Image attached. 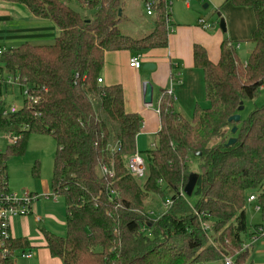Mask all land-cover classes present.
<instances>
[{
  "label": "trees",
  "instance_id": "obj_1",
  "mask_svg": "<svg viewBox=\"0 0 264 264\" xmlns=\"http://www.w3.org/2000/svg\"><path fill=\"white\" fill-rule=\"evenodd\" d=\"M152 1V30L134 39L119 31L127 20L125 0H9L35 20L52 23L55 38L52 45L25 44L0 57V73L23 80L32 99L24 96L16 114L0 116V134L17 138L0 153V189L6 187L7 158L22 156L31 134L49 136L56 146L51 191L64 200L65 234H42L50 256L62 264H224V256L252 264L242 238L257 229L246 227L248 197H255L264 219V105L237 124L228 119L264 90V0H228L254 14L247 61L241 63L226 40L215 64L195 46L204 107L185 119L163 91L156 145L139 153L140 118L125 112L120 85L97 80L106 53L142 55L167 46L169 6ZM230 138L235 143L226 146ZM135 154L143 161L141 177L126 167ZM100 166L112 178L104 180ZM190 174L197 175L194 207L181 195ZM167 192L171 206L154 216L145 200L163 201ZM28 248L25 239L10 245L11 253Z\"/></svg>",
  "mask_w": 264,
  "mask_h": 264
},
{
  "label": "crops",
  "instance_id": "obj_2",
  "mask_svg": "<svg viewBox=\"0 0 264 264\" xmlns=\"http://www.w3.org/2000/svg\"><path fill=\"white\" fill-rule=\"evenodd\" d=\"M192 2L195 3L194 0H191L190 4ZM223 2L222 5L217 3L212 6L217 10V8H223L224 4L229 1L225 2L223 0ZM190 4L185 6V8L190 9L192 5ZM230 5L228 9L235 13L237 20L233 22L231 18L227 22V36L221 30L219 32L214 30L213 24H210L212 25L211 29L203 30L197 25L198 21L180 22L170 20L171 13L169 12L166 29L167 46L164 49L149 50L141 55V68L145 63H150L155 66L153 71L144 72L141 69L133 70L129 68L128 62L134 56V53L115 52L104 55L103 68L99 73V78L103 86L120 85L122 87L125 112L136 114L141 120L137 137L141 135L153 136L157 141L156 135L160 129L157 111L163 91L171 92L174 99L172 110L185 119L192 117L196 109L204 107V76L201 69L194 66V47H201L205 51L207 59L215 64L219 60L223 41L228 40L227 42L231 45V39L237 41L242 39V41L248 43L255 30V19L252 10L248 7L234 6L231 3ZM218 14L221 18V14ZM151 30L152 27L149 32ZM54 38L55 29L52 23L35 20L23 7L13 4L9 0H0V47L4 51L16 49L25 44L36 47L49 46L43 44L44 40H53L54 42ZM41 41L43 43H40ZM237 46L239 48V44ZM144 82L149 83L152 87V102L150 106H144L142 102V84ZM36 196L37 201L33 206L32 215L27 218H15L11 225L13 238L25 239L29 244V248L25 251L31 252L33 256L31 259L15 258L14 262L17 260H25L27 262L33 260L31 264H62L59 259L51 257L46 249L42 234L43 230L37 233L41 239L40 244H33L32 242H34L35 238L32 239L29 236L27 224L30 220L35 224L43 222L50 227H52L53 222L57 221L53 217L56 213L58 215L55 208L56 205H46L41 202L42 199H39L38 195ZM52 213L54 215H51ZM36 218H39L38 222H35ZM59 218L64 219L60 224L65 225L64 210L63 215H60ZM45 220L48 222L46 223ZM16 226H18V234L15 232L14 227ZM50 234L62 237L65 233L62 234L59 230L56 233L52 231Z\"/></svg>",
  "mask_w": 264,
  "mask_h": 264
},
{
  "label": "rangeland",
  "instance_id": "obj_3",
  "mask_svg": "<svg viewBox=\"0 0 264 264\" xmlns=\"http://www.w3.org/2000/svg\"><path fill=\"white\" fill-rule=\"evenodd\" d=\"M224 1L226 2L228 0ZM143 2V0H125L123 14L127 20L119 25V31L123 35L132 37L134 39L143 38L148 35L149 30L152 27L153 17L146 15V10ZM222 2L223 0H202V2H192V5L190 4V9H186L182 0H166V4L169 6L168 11L171 13V16L169 18L170 20L180 22H190L193 20L194 22H197L200 19L206 24H213L214 30H216L217 32H219L220 30L219 22L220 20H222L225 26L224 35L227 36V22H229L231 18L233 22H235V20H237V16L234 12L228 9V6H231L230 2L225 3L223 8L216 7L217 10L213 8L212 5L217 3H221L219 5H222ZM203 5H207L208 8L206 10H203ZM217 12L221 14V18L218 17ZM231 40L232 41H230V43L234 48L237 58L241 63H245L249 55L248 51L251 50V45L242 41V39L238 41L233 39ZM44 41V43L43 41H41L40 43H43L45 45H52L54 43L53 40ZM237 44H239V48ZM23 99L24 96L22 92L15 86H6L1 89L0 103L6 109L14 107L17 110H20L23 106ZM263 105L264 90H260L253 100L244 102L243 110L239 115L240 119H246V117L253 110L261 108ZM187 119H191V117H188ZM12 136L14 135L4 133L0 134L1 154H4L6 152V145L8 144L7 139L11 138ZM152 144L156 145V140L153 136H138L135 141V150L139 153L145 152L151 149ZM55 149V142L51 137L31 134L28 137L25 153L20 157H9L6 160L5 183L6 188L10 193H14L18 196L22 195L24 192H29L31 194L33 193L38 195L39 199H42L41 202H44V204L51 206L56 205L55 208L58 212V215L57 213L56 215H54L53 213L51 215H54L53 217H55L58 222H53L51 225L52 227L47 226V224L43 222H40L38 224H35L31 220L28 222L27 225L29 236L30 238L32 237V239L35 238L34 242H32L33 244L41 243V239L37 235V233L41 230L45 232L50 231V233L52 231L56 233L60 230L62 234L65 233V225L60 224L62 221H64V219L59 218L60 215H63L64 200L61 197L54 196L51 191V176ZM140 159L142 161L141 157ZM191 163V169L194 172L197 169V164L194 160H192ZM35 166H37L36 175L34 174ZM99 173L104 180H109L113 176L112 174L105 172L101 166L99 168ZM168 196L169 192L165 194L164 200H167ZM187 201L190 207H194L197 203V198L194 195H191L187 198ZM145 204L148 208H151L155 211L154 216L162 212V200L154 202V200L151 201L147 199L145 200ZM256 207H259L257 203H246V227L248 230L252 231L254 227L257 226V228H260L262 231V237H256L255 240H252L248 236H244L242 238V241L244 246L249 248L248 261H251L252 264H264V219L261 209L258 212L256 211ZM45 222L47 223L48 221L45 220ZM14 228L15 232L18 234V226ZM208 243L212 244L213 246L215 245L213 238H209ZM32 261L27 262L25 260H17L14 262V264H31Z\"/></svg>",
  "mask_w": 264,
  "mask_h": 264
},
{
  "label": "built area",
  "instance_id": "obj_4",
  "mask_svg": "<svg viewBox=\"0 0 264 264\" xmlns=\"http://www.w3.org/2000/svg\"><path fill=\"white\" fill-rule=\"evenodd\" d=\"M195 2H202V0H194ZM185 6H188L191 0H182ZM154 6V2L152 0H148L144 3V7L146 10L147 16H152V7ZM168 23V20H167ZM198 26L203 30H209L212 28V25L204 23L202 20H198ZM4 49L0 47V57L2 56ZM142 64V56L140 54H135L132 58H130L128 62L129 68L133 70H140ZM23 80L20 81L17 78H12L7 76L5 73H0V88H4L6 86H15L18 89H22L23 96L27 99L29 98L28 91L24 89L22 86ZM98 84H101L102 81L99 78L97 80ZM169 97L172 98L174 101L171 92H166ZM18 110L14 107L11 108H2L0 109V116H6L8 114H16ZM158 113V111H157ZM6 136V135H5ZM8 144L12 145L17 141V138L12 136L11 138L7 139ZM154 144L151 145V148H154ZM127 168L131 174L135 177H141L143 174V164L138 156L135 154L127 161ZM105 172L110 173L105 167H102ZM111 174V173H110ZM181 195L183 193L181 192ZM37 201V196L31 194L29 192H24L22 195L18 196L14 193H10L6 187L0 189V263L7 260H12L14 263L15 258H22V259H31L33 254L29 251H20L16 250L14 253H11L10 245L13 240L11 234V225L12 221L15 218H27L32 215V209ZM256 199L254 196H250L247 199L248 203H255ZM162 210H167L171 206V200L168 198L167 200L162 201ZM256 211H260L259 207H256ZM39 218L35 219V222H38ZM256 237H262V231L260 228H257L254 231V234L251 235L250 239L255 240ZM243 250L247 249V247L243 246ZM224 264H234L233 260L229 257H223Z\"/></svg>",
  "mask_w": 264,
  "mask_h": 264
},
{
  "label": "water",
  "instance_id": "obj_5",
  "mask_svg": "<svg viewBox=\"0 0 264 264\" xmlns=\"http://www.w3.org/2000/svg\"><path fill=\"white\" fill-rule=\"evenodd\" d=\"M202 9L205 10L207 9V5H203ZM120 14V13H119ZM219 29L221 30V32H225V26L222 20H220L219 22ZM155 69V66L153 64L150 63H145L141 70L144 72H149V71H153ZM142 102L144 106H150L151 102H152V87L149 83L144 82L142 84ZM243 110V106L242 104H240L239 108H238V112H241ZM240 121V116L239 115H234L232 117H230L228 119L229 123H233V124H237ZM237 131L236 127H233L230 131L231 135H234ZM235 143V139L230 138L227 141L226 146H231ZM199 154L196 155V157H198ZM196 180H197V175L196 174H190L188 179H187V183L183 188V195L186 196L187 198L190 197L193 193V190L195 188V184H196Z\"/></svg>",
  "mask_w": 264,
  "mask_h": 264
}]
</instances>
